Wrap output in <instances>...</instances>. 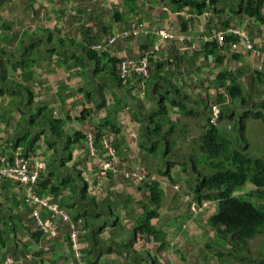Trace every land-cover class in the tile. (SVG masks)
<instances>
[{"label":"crops","instance_id":"1","mask_svg":"<svg viewBox=\"0 0 264 264\" xmlns=\"http://www.w3.org/2000/svg\"><path fill=\"white\" fill-rule=\"evenodd\" d=\"M247 1L212 5L206 0L202 8L180 11L168 0H134L132 5L125 0L3 3L0 47L13 50L44 30L45 49H33L34 54L22 49L19 59L31 56L39 61L11 76L34 95L35 111L28 117L26 110L19 113L13 96L1 100L0 118L4 112L16 123L25 116L23 131H10L19 140L38 138L40 149L31 164L32 169L34 162L45 164L38 185L53 177L50 188L59 191L35 194L50 209L33 202L21 183L0 177V263L13 258L15 264H264V228L240 245L232 235L211 228L217 204L200 216L191 215L189 205L194 202H189L200 172L185 170L187 164L177 158L184 153L182 145L196 137L200 141L212 124L233 142L235 137L246 139L249 152L256 135L264 141V123L253 117L264 103V22L247 16L241 7ZM117 31L119 40L110 46L112 58L120 63L148 58L149 83L135 72L119 83L120 63L116 75L108 60L97 65V72L88 59L86 43H103ZM218 33L226 36L222 45L209 40ZM233 83L241 85L243 99L229 97ZM163 97L168 98L166 117L160 115ZM105 103L106 108L97 110ZM40 108L50 109L51 115L38 116ZM32 114L36 120H30ZM50 119L59 121L45 123ZM176 121L183 125L181 130ZM1 122L3 135L6 127ZM161 124L168 140L151 133ZM78 132L92 134L94 155L90 141H82ZM108 141L116 160L103 175V162H112ZM157 142L161 145L154 152ZM133 173L146 180L127 177ZM154 181L160 183L164 199L160 216L152 221L157 232L146 235L139 231V221L153 206L149 187ZM254 191L248 183L234 196L264 207V200L251 197ZM40 221L51 222L52 229H44ZM72 235L78 236V250L70 245Z\"/></svg>","mask_w":264,"mask_h":264},{"label":"trees","instance_id":"2","mask_svg":"<svg viewBox=\"0 0 264 264\" xmlns=\"http://www.w3.org/2000/svg\"><path fill=\"white\" fill-rule=\"evenodd\" d=\"M161 1L164 2V0ZM220 1L222 0H209V3L215 5ZM4 2H6V0H0L1 11L3 9L2 6ZM125 2L132 5L134 0H125ZM168 2L172 4L176 11L183 10L185 7L202 8L206 4V0H168ZM241 5L247 16L254 17L259 21L264 22V0H248ZM3 24L4 26H7V24ZM3 32H5L4 29ZM44 33V30H37L36 37L31 38V40H23L22 42H18L17 46H15L13 50H10L9 45L6 47H0V102L6 98L13 100L10 97L16 96L17 99L13 102V104H15L19 113L20 109H23V111L26 110L27 114L25 115H27V117L32 112H34L35 108L37 107L33 105L34 95L31 94L30 90L24 88L22 84L16 82V79L11 78V76L12 73H15L19 70L33 68L35 63L39 61L36 57L31 56L28 58L22 57V59H19L18 55L22 49L25 51H31L32 53L33 49L36 48L45 49V39L43 36ZM116 34H119V31L115 32L114 35ZM52 36L53 35L50 33V40H52ZM112 36L108 38L107 41L100 43L106 46V50L104 52L95 51L93 49V45L97 43L92 44L88 42L86 43L87 47L85 49V53H87L88 59L96 67L97 72H99L97 65L102 64L104 62L103 60H108L114 67V71H112L113 74L117 75V67L120 61L117 58H112L110 53V46L112 44H110L109 41ZM82 44L84 43H81L80 45ZM217 47L219 46L217 45ZM45 52L46 50L44 53ZM76 57L81 59L79 56ZM67 58L71 59L73 57L68 54ZM145 60L146 58L144 60L142 59L141 62L129 60L122 61L120 63L119 75H117L119 83H124L127 81L130 75L128 74V76L125 78L121 76V65L123 63L126 62L131 65H142L144 64ZM132 72L138 73L135 70H132L130 73ZM151 73V65L149 63V75H146L145 73L139 74L144 75L147 83H149V81L152 79ZM228 94L230 98L235 100H241L244 97L241 85L236 83H233L231 87L228 88ZM162 100L163 102L160 115L166 117L170 114L167 106L168 98L163 97ZM106 105L107 103L103 105H97V110L106 108ZM259 109L260 110L258 113H253V117L255 119H260L264 123V103L260 105ZM37 115L41 117L50 116V109L40 108L38 109ZM22 117L23 119L21 118L16 121V123H14V120L9 121L7 116L5 117L3 112V115L0 118L2 121L1 123H3L6 127L5 133L3 135L0 134V140H2L0 143V169L6 167L7 163H10L12 166L15 165L17 157L29 161L28 165L31 168V164L33 162L32 159H36V157H34L35 153L38 149H40V146H37L38 138L31 137V139L19 140L17 139L19 135L15 134L16 132L12 133L10 131H13V129L15 131H23L22 123L25 116L23 115ZM30 120H36V115L32 114ZM58 121L59 120L52 121V119H50L45 121V123L48 122L55 124ZM30 124L32 123L30 122ZM37 125L38 124H36V126ZM162 130L163 125L161 124V126H157L155 129H152L151 133L162 135L163 139L168 140L169 135H163ZM170 133L171 132H168V134ZM240 135H242L241 137L245 135L244 123H242ZM77 136H81L80 139L87 143L88 138L82 132H78ZM6 140L7 142H4ZM240 140L246 142V139L239 138V141ZM239 141L233 142L230 137L222 135L213 124L210 125L207 128V131L201 136V145L199 146V151H201L207 157L208 164L210 165L209 169H211V171L209 175L199 173V182L196 183L195 187L192 188L194 195L191 199V202L189 203L194 202V204L189 205V212L194 217L200 216L207 212V208H210L211 205L217 204L219 207L218 212L209 220L211 228H213L217 233L232 235L234 237V243L236 244L247 245V243L258 233H260L262 228H264V207L256 206L253 199H248L244 196H234V193L241 192V190L249 183V185L255 188V191L251 194V197H255L258 201L264 200V157L253 156L258 153L257 146H255V148L250 146L249 152V144L241 147ZM160 145L161 144L159 142L155 143L153 151L155 152L157 147ZM112 148L115 150L113 146ZM161 148L166 149V145H163V147L161 146ZM2 159H5V162H3ZM192 163L195 165L194 160H192ZM188 168L189 167H186L184 169L186 170ZM0 177L2 178L1 174ZM3 179H7V177ZM52 179L53 177H49L48 179L45 177L44 181H41L39 185L37 183L38 186L36 185V194L39 197L43 196L44 192L47 191L50 192V194H57L59 190L56 187L50 188L52 187ZM65 182L67 185H69L68 180H65ZM82 183L84 189L87 191V183L85 181H82ZM149 188L152 192L153 206L146 209V215L141 221H139V231L146 235H154L156 234L157 229L155 226H153L152 221L160 216L159 208L162 205L161 203L164 199V193L158 181L152 182ZM204 205L208 206L202 208ZM193 206H195V210L192 209ZM70 245L73 248L72 240ZM6 261L7 258L0 264H4ZM13 264H15V260Z\"/></svg>","mask_w":264,"mask_h":264},{"label":"built area","instance_id":"3","mask_svg":"<svg viewBox=\"0 0 264 264\" xmlns=\"http://www.w3.org/2000/svg\"><path fill=\"white\" fill-rule=\"evenodd\" d=\"M163 34L167 37L173 38V36L167 32H163ZM118 39H119V34H116V35L112 36L109 43L113 44ZM209 40L210 41H216L220 45H222L225 42V34H223V33L214 34L211 37H209ZM249 48L251 49L252 46H250ZM93 49L95 51L104 52L106 50V46H104L103 44H95V45H93ZM149 63L150 62H149L148 58H146L144 64H142V65H134V64L131 65V64L125 62L121 65V76L123 78L127 77L128 74H130V72L132 70H135L138 73H145L146 75H149ZM87 138H88V141H90V144H89L90 149H91L92 154L94 155V148L92 146V141H93L92 134H88ZM106 149H107V151H109V156L112 158V162H103V164H102V166H103L102 174L103 175L107 174V172L112 168V163L116 160L115 155H114V149L112 148V145L109 141L106 142ZM18 159H20V158L17 157V159L15 161V165H13V166L10 163H7L6 167L0 169V174H1V171L4 172L3 174H6V172H8V171L15 172V174H18L20 177H22L21 180L19 179L20 182L24 181L27 183L29 181L35 182L36 180H38L39 176H40L39 173L43 172L45 170V164H43V163L34 162V166L32 169V167L30 168L28 165L29 161L24 160V159H20L22 161H20V163H18ZM2 161L5 162V159H2ZM23 161L26 162L27 165L24 163L22 164ZM14 167H15V169H11ZM127 177L137 179L138 181H144L146 179L145 176H142V175H139L136 173H133L131 175H127ZM35 202L37 204H39L40 206H43V204L46 203V202L41 201L37 198L35 199ZM43 207L50 208V205L43 206ZM205 207H207V205H204L202 208H205ZM192 209L195 210V206H193ZM54 210L57 211V208H55ZM39 224L44 229H48V230L52 229V227H53V224L51 222H48V221L47 222H41L40 221ZM71 240L73 241L74 250H78L77 249L79 246L78 241H77L78 236L72 235ZM13 263H14L13 258H7V261L4 264H13Z\"/></svg>","mask_w":264,"mask_h":264},{"label":"rangeland","instance_id":"4","mask_svg":"<svg viewBox=\"0 0 264 264\" xmlns=\"http://www.w3.org/2000/svg\"><path fill=\"white\" fill-rule=\"evenodd\" d=\"M5 21V18L3 19V22ZM34 52V51H33ZM25 60V59H24ZM6 102H8V101H6ZM222 122H220V124H221ZM176 127H178L179 128V130H181L182 129V126L183 125H181V123L180 122H178V121H176ZM219 124V125H220ZM224 131L225 132H227V129H226V127H225V129H224ZM258 132V129H256V133ZM223 133V132H222ZM200 134V132L199 133H197V136ZM224 134V133H223ZM231 135H233L232 133H231ZM224 136H228V134H225ZM257 136V139H252L251 141V147L252 148H255V146H259V148H258V153H259V155H261V156H259V155H254V157H264V141H263V139H260L259 138V136L258 135H256ZM235 141L236 142H238L239 141V138H236L235 137ZM182 142H184L183 140H182ZM240 142V145H241V147L243 146H246L247 145V143L245 142V141H239ZM262 142V143H261ZM199 146H200V141H199V139L196 137L195 138V140L194 141H192L191 143H189L188 142V144H185V145H182V151L184 152V153H182V154H180L179 153V155H177V158L179 157V162H181V163H183V161H184V165H186V167H189L188 168V170L190 171H192V170H198L200 173H202V174H205V175H209L210 174V171H211V169H209V167H210V165L208 164V160H207V157L201 152V151H199ZM257 153V154H258ZM190 157V158H192V160H194V162H195V165H192L193 163H192V160L190 161L189 160V162H188V160L187 159H189L188 157ZM174 160H176V159H174ZM20 161H22V160H20V159H18V163H20ZM26 164L27 165V163L26 162H22V164ZM11 169H15V167L14 168H11ZM4 172H2L1 171V176H2V178H5V177H7V179H10V180H12V181H14V182H19V183H21V185H24L25 187H27L28 188V194H29V196H30V198H31V200L33 201V202H35V199H36V185H37V183H38V180H36L35 182H32V181H29V182H24V181H22V182H20L19 181V179L21 180V178L22 177H20L18 174H15V172H11V171H8V172H6V174H3ZM108 173V172H107ZM28 181V180H27ZM36 203V202H35ZM37 204V203H36ZM39 205V204H38ZM49 204L48 203H44L43 204V206H48ZM208 206V205H207ZM77 249H80V246H78V248Z\"/></svg>","mask_w":264,"mask_h":264}]
</instances>
